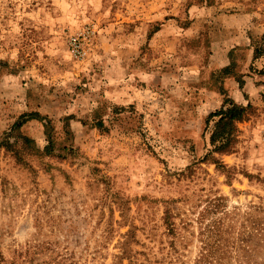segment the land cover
I'll return each instance as SVG.
<instances>
[{"label":"rangeland","instance_id":"374dc122","mask_svg":"<svg viewBox=\"0 0 264 264\" xmlns=\"http://www.w3.org/2000/svg\"><path fill=\"white\" fill-rule=\"evenodd\" d=\"M0 264H264V0H0Z\"/></svg>","mask_w":264,"mask_h":264},{"label":"trees","instance_id":"16d2710c","mask_svg":"<svg viewBox=\"0 0 264 264\" xmlns=\"http://www.w3.org/2000/svg\"><path fill=\"white\" fill-rule=\"evenodd\" d=\"M232 68L231 64L225 68V71H230ZM230 105L222 107L215 111L211 116L216 117L218 120L215 124V130L211 136L213 144L220 143L217 145V149L223 150L230 145L234 138L236 131V122L243 119L246 112V108L237 104L235 101L229 100ZM41 120V118H38ZM44 122L48 123L47 120ZM47 150H50V146H46Z\"/></svg>","mask_w":264,"mask_h":264},{"label":"built area","instance_id":"2783aa9c","mask_svg":"<svg viewBox=\"0 0 264 264\" xmlns=\"http://www.w3.org/2000/svg\"><path fill=\"white\" fill-rule=\"evenodd\" d=\"M96 36V30L92 25H86L82 29L68 36V45L71 54L77 58H84Z\"/></svg>","mask_w":264,"mask_h":264}]
</instances>
